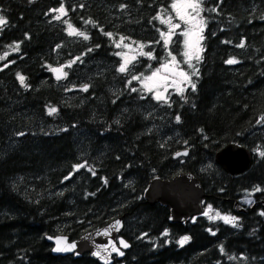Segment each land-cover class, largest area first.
<instances>
[{
  "label": "trees",
  "instance_id": "1",
  "mask_svg": "<svg viewBox=\"0 0 264 264\" xmlns=\"http://www.w3.org/2000/svg\"><path fill=\"white\" fill-rule=\"evenodd\" d=\"M174 1L0 0V54L16 46L0 61V264H98L52 256L46 237L72 241L120 217L131 249L113 264H264V0H199L195 90L154 102L133 76L170 60L161 33ZM120 40L146 47L129 76ZM230 142L252 153L239 176L214 162ZM183 172L208 208L185 226L142 199L153 177Z\"/></svg>",
  "mask_w": 264,
  "mask_h": 264
},
{
  "label": "water",
  "instance_id": "2",
  "mask_svg": "<svg viewBox=\"0 0 264 264\" xmlns=\"http://www.w3.org/2000/svg\"><path fill=\"white\" fill-rule=\"evenodd\" d=\"M58 69L60 70V74L57 73L54 75L52 73V75L56 80H61L63 78V72L62 69ZM53 71L54 69H52L51 72ZM58 75L60 76L59 79H57ZM187 155L188 151L182 150L176 152L174 154V158L186 157ZM227 155H239V163L236 162L231 164L228 160H224V157ZM234 160L235 159H233V161ZM214 162L227 175L238 176L245 173L251 167L252 153L241 143L230 142L215 154ZM156 178L161 182L167 183H175L177 180H180V189L184 191L185 195L189 197L190 194H193V197L190 198L191 205L186 209H182L180 204H174L173 207H169L163 202L154 200V197L151 200H148L147 186L145 187L142 194V199L149 205L151 204L150 206L158 204L159 206L166 208L168 210V222L170 224H180L185 226L194 216H197L203 212L202 200L206 195L201 182L194 175L188 172H183L175 175L170 180H161L158 176L153 177L151 180ZM122 231L123 218L120 217L110 221L102 227L87 231L79 238L72 241H70L66 236H56L63 238L65 243H68L67 245L73 246L69 251H56L58 245L52 243L56 237H51V243L49 242L52 245L51 254L55 257L72 256L73 259H79L83 255H89V257L97 261L98 264H113L114 260L120 261L124 259L126 252L131 249V243L122 236ZM46 239H48V237H46ZM121 241L126 243L128 247H123L121 245ZM113 248H115L116 251H113ZM100 249H102V256L100 255ZM119 253H123V255H120Z\"/></svg>",
  "mask_w": 264,
  "mask_h": 264
},
{
  "label": "rangeland",
  "instance_id": "3",
  "mask_svg": "<svg viewBox=\"0 0 264 264\" xmlns=\"http://www.w3.org/2000/svg\"><path fill=\"white\" fill-rule=\"evenodd\" d=\"M186 2V0H175L174 3L170 6V13L168 12V15H166L163 18L164 26L166 27V33L165 36L170 35L171 39L167 45L163 43L166 46V50L168 53L166 54L167 57L170 59L166 64L168 65L169 69L171 71L164 70V65L161 66L158 76L153 81H147V77L152 76L153 71L150 72L148 75H137L133 76L134 79H137V83L140 84L141 94L150 97L154 102L155 101H166L169 96L174 94H182L187 87H190L192 84V76L195 78L198 71V64L199 60L195 58V49H192L193 51V58L191 60H188V58L184 55L186 51L189 49L185 46V40L190 39L193 43L196 41L197 37L195 35H192L190 37L184 36L182 33L188 30H192V32H197L199 30V27H203L204 30V22L203 25H198L197 22L200 20H203L201 17V12H199V16L196 15L195 12L191 8H183L182 5ZM177 4L178 8H173L172 5ZM178 11L182 12L185 16V20H181L180 16L178 15ZM171 21L172 25H180L179 28H175L172 32L169 31L170 25L167 21ZM189 20L191 23H186L185 21ZM2 25H0L1 27ZM199 35L203 36V31L199 32ZM179 37L181 41L179 42V47L181 48V51L179 53V57H177L174 54H171L170 46L174 45L175 39ZM119 46H117L120 50L116 52V56L119 60V65L125 64V61H128L127 68L125 72H128V76L130 74V69L132 67V64L139 59V57H142L145 55V45L141 43H134L130 42L127 43L124 40H120L118 43ZM203 37L199 40V44L196 45L200 49L199 56L201 58L202 52H203ZM16 50V46H10L8 47L3 53L0 54V61L5 60L12 52L14 53ZM143 53V54H142ZM173 57H175V64L172 63ZM165 64V65H166ZM183 72L185 75L188 76V80H184L182 76L179 75V73ZM195 73V74H193ZM60 74V72L58 73ZM166 78V79H164ZM136 82V81H135ZM147 83V87L145 86ZM182 89V91H181ZM157 94L161 95V99H157ZM247 148V147H246ZM203 187V186H202ZM204 189V188H203ZM153 203V202H152ZM149 205V204H148ZM151 205V204H150ZM203 208L208 210L206 206L204 205ZM207 215V214H204ZM208 216V215H207ZM163 235H165L163 233ZM168 235V233H167ZM46 241L51 243V237L48 236V239ZM121 261V260H120Z\"/></svg>",
  "mask_w": 264,
  "mask_h": 264
},
{
  "label": "snow or ice",
  "instance_id": "4",
  "mask_svg": "<svg viewBox=\"0 0 264 264\" xmlns=\"http://www.w3.org/2000/svg\"><path fill=\"white\" fill-rule=\"evenodd\" d=\"M172 7L173 8H178L180 6H178L177 4H173ZM182 7L185 8V9L191 8L193 10V12H195L196 15L199 16V11H200V3H199V0H186V2L182 5ZM56 11H59L61 14H65L63 7H61L60 9H58ZM178 15L180 16V19L181 20H185V16H184V14L182 12L178 11ZM56 18L59 19V17H56ZM167 22L170 25V29H169L170 32H172L175 28H179L180 27V25H178V24L177 25H172L170 20L167 21ZM185 22L186 23H191V21H189V20H186ZM5 23H6V20L4 19V17L3 16H0V25H4ZM197 24L198 25H203V20L198 21ZM69 27L71 29V26H69ZM202 31H203V27L201 26V27H199V30L197 32H192V30L190 29V30L185 31L184 33H182L186 37H190L192 35H195L197 37V39H196V41L194 43L190 39L185 40V46L189 50L186 51L184 53V55L188 58V60H191L193 58V51H192V49H195V58L197 60L200 59V56H199L200 49L198 47H196V45H198L199 44V40L202 39V37L199 35V32H202ZM69 34H76L75 33V30L74 29H71ZM161 36L164 39L165 45H167L169 43L170 39H171V36L170 35L165 36L164 33H161ZM84 38L87 39L86 36ZM117 46H119V45H117ZM241 46H243V45H241ZM127 63H128V61H125V64L121 65V67L119 68V71L120 72H125L126 71ZM172 63L175 64V57H173ZM227 63L228 64H235V63H237V61L234 60V59H230V60L227 61ZM164 70L171 71V69H169V67H168L167 64L164 65ZM54 71H56L57 73L60 72L59 69H54ZM159 71L160 70H157V72H153L152 76L146 78L147 81H153L154 79H156L157 76H158ZM193 74H195V73H193ZM179 75L182 76L184 78V80H186V81L189 79L188 76L185 75L183 72L179 73ZM59 78H60V76L58 75L57 76V79H59ZM18 79L23 84L24 77L18 76ZM164 79H166V78H164ZM145 86L146 87L148 86L147 83H146ZM192 88H193V90H195V84H192ZM85 90H87V89L85 88ZM181 91H182V89H181ZM161 98H162L161 95L160 94H157V99H161ZM55 111H56V109L55 108H52V109H50V113L49 114H51V113H53ZM177 120H179V117H177ZM261 154L264 155V153H261ZM79 167H83V165H80ZM255 191L258 192V191H261V189L260 188H256ZM261 214L264 215V213H261ZM217 215H219V214H217ZM221 219H223L225 223H232L233 226H235V218L234 217H221ZM164 234L167 235V232H165ZM188 239H189V237H187V236L183 237L179 241V244L181 246H183L185 243H187ZM63 243L64 242L62 240H57L58 247L56 248V251H69L73 247L71 245H67L65 247H60L59 245H62ZM121 245L123 247H125V248L128 247V245L126 243H124L123 241H121ZM113 251H116V249L113 248ZM119 254L120 255H123V253H119Z\"/></svg>",
  "mask_w": 264,
  "mask_h": 264
},
{
  "label": "bare ground",
  "instance_id": "5",
  "mask_svg": "<svg viewBox=\"0 0 264 264\" xmlns=\"http://www.w3.org/2000/svg\"><path fill=\"white\" fill-rule=\"evenodd\" d=\"M52 73L54 75L57 74V72L54 71ZM238 156L239 155H227L226 157H224V160H228L231 164H234L236 162L239 163ZM233 159L235 160L233 161ZM180 186V180H177L175 183H167L161 182L156 178L149 181L147 184V199L151 200L154 197V200L163 202L169 207H173L174 204H180L182 209H186L191 205L190 198L193 197V194H190V196L187 197L184 191L180 189ZM177 209L180 210L179 208ZM57 240H62L64 242L62 245H59L60 247H65L68 244L65 243V241L61 237H56L55 240L52 241V243L58 245L56 242ZM100 252V255L102 256V249H100Z\"/></svg>",
  "mask_w": 264,
  "mask_h": 264
}]
</instances>
